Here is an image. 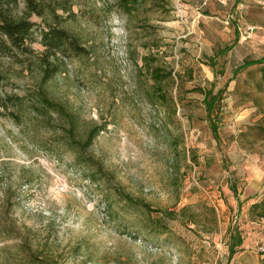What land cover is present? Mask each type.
Masks as SVG:
<instances>
[{
  "label": "rangeland",
  "instance_id": "374dc122",
  "mask_svg": "<svg viewBox=\"0 0 264 264\" xmlns=\"http://www.w3.org/2000/svg\"><path fill=\"white\" fill-rule=\"evenodd\" d=\"M74 1L64 25L87 52H60L44 87L76 116L78 139L106 125L88 150L105 174L88 178L94 168L77 162L67 118L41 105L45 46L34 17L33 52L0 51V98H18L11 109L21 116L0 118V221L18 229L0 247L28 227L59 264H264V64L233 73L264 55V0H147L132 13L118 0ZM237 36L217 79L226 90L216 139L197 89L216 79L205 59ZM145 57L173 71L176 110L154 94ZM119 191L186 211L151 224L156 214Z\"/></svg>",
  "mask_w": 264,
  "mask_h": 264
},
{
  "label": "trees",
  "instance_id": "16d2710c",
  "mask_svg": "<svg viewBox=\"0 0 264 264\" xmlns=\"http://www.w3.org/2000/svg\"><path fill=\"white\" fill-rule=\"evenodd\" d=\"M143 1L147 0H118L117 2L121 9L132 13ZM21 4H23V8H21ZM75 5L74 0H0V51L6 52L7 50L18 48L32 53L33 49L27 42L30 36H32L34 27L39 24L34 20V17L41 19V42L45 46V51L40 55L42 76L38 90L39 99L42 107L53 110L67 118L68 125L66 126V130L69 134L70 143L77 150V162L94 168V171L88 178L95 182L98 180L99 175L105 174V171L102 162L91 156L88 150L101 132L105 130L106 125L94 124L86 130L84 138L78 139L75 135L76 116L69 112L65 105L50 97L44 87V84L52 80L60 69V65L55 61L58 59L60 52H64L68 56L71 54L82 55L87 52V49L80 44L78 37L64 25L68 19L76 16ZM237 42L238 36L233 43L220 48L216 55L205 59L216 79L210 81L209 86H198L197 89L204 95L203 102L207 112V118L216 139H220V116L222 114V102L226 90L225 87L218 88L217 83L218 77L225 73V67L221 63V60L235 47ZM148 59V57H145V64H149V74L154 81V94L169 109L174 108L176 110L175 101L170 97L169 92L171 82L173 84L175 83L173 71L171 69L165 70L161 66H155ZM263 64L264 55L257 58H247L234 68L233 73L236 76L246 68ZM262 72L264 73V67H262ZM2 78H4L3 75H0V81ZM18 101V98L14 99L11 96L1 97L0 118L8 117L16 122H20V114L14 109H11L14 106H18ZM235 193L237 192L235 191ZM119 194L132 205L143 208L151 215L156 214L155 217H151V224L157 222L156 220L160 218V213H165L170 218H178L180 214L186 211V207L181 211L154 209L149 203L134 199L125 192L119 191ZM3 205L5 206V202ZM191 220L192 222L195 221V219ZM17 230L14 223L6 224L0 221V241L15 238V232ZM29 234L30 229L27 227L25 237H22L15 245L0 247V264H59L56 253L53 251L50 243L45 242L44 245L35 243L29 237ZM234 240L230 246V257L234 256L237 252V246L243 243V238L240 233L234 235ZM46 251L47 254L45 253Z\"/></svg>",
  "mask_w": 264,
  "mask_h": 264
}]
</instances>
